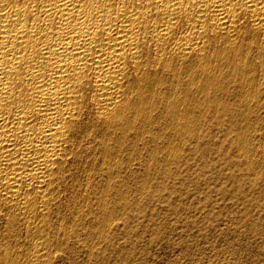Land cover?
I'll return each instance as SVG.
<instances>
[{"label":"bare ground","instance_id":"6f19581e","mask_svg":"<svg viewBox=\"0 0 264 264\" xmlns=\"http://www.w3.org/2000/svg\"><path fill=\"white\" fill-rule=\"evenodd\" d=\"M215 129L260 174L264 0H0V264L116 250L136 171L142 194Z\"/></svg>","mask_w":264,"mask_h":264},{"label":"rangeland","instance_id":"374dc122","mask_svg":"<svg viewBox=\"0 0 264 264\" xmlns=\"http://www.w3.org/2000/svg\"><path fill=\"white\" fill-rule=\"evenodd\" d=\"M225 139V133L215 129L212 131L210 142L202 146L197 155H193L195 158L192 155H171L172 157L169 155L167 156L170 159L169 163L159 160L157 167L155 163H152L151 170L146 176V187L148 188L142 194L138 193L139 184L137 183L141 182V176L140 170L139 173H137V170L136 179H134V176L130 184V188H132L130 189L131 207L124 215V218L126 216L130 218L128 219L127 228L124 229L123 236L121 235L117 238L119 242V244L117 242L118 248L113 251L109 248L106 252H102L98 257H95V254L105 244V242L100 243L102 240L99 239L98 243L100 245L89 259H87L89 256L85 253L83 255V251L80 249L72 254V260H69L72 255L70 258L62 256L57 260L56 264H120L121 262L125 264L130 254H133V259L139 264L146 262L145 260H147L146 264H192V262L197 263L199 260L197 264H204V260H211L212 264H226L227 261V264H233L234 262L232 261L234 259L238 264H244L247 259L248 263L250 262L249 264H264V237H262L264 236V222L262 221L264 219V167H260L258 172L260 174L256 175L258 177L250 175L247 171L246 162L242 158L243 156L239 155L235 148L227 146ZM133 156L136 158L137 163L141 161V164H143L145 162V155V157L143 155H140V157L139 155ZM259 157L262 158V156H258L254 160L256 163L258 162L257 164L262 161ZM184 160L189 161L186 166L180 167L178 163ZM162 161L163 163H161ZM152 171H154V174ZM237 172L239 173L237 174ZM151 173L154 177L151 176ZM161 173L166 174L164 179L159 177ZM242 177H245L246 183L244 179L243 181L241 180ZM255 177L256 179H253ZM133 179L138 181H134L133 184ZM236 185H239L238 189ZM248 186L251 187L249 191L247 190ZM133 191L134 193H132ZM152 195H155L154 201L150 200ZM248 195L254 198L257 196L255 201H252L253 203L251 202L249 205L244 203L243 200L245 196L249 197ZM259 195H262V199H260ZM160 196H163L164 199L161 200ZM259 200L263 201L259 202ZM255 208H258L263 213L261 214L257 210L253 211ZM247 211L256 213L255 221L244 220L243 214ZM259 225L260 227H258ZM207 228L208 230H205ZM253 230H256L259 234H253ZM151 235L153 236L151 237ZM186 250H189V255H186V253L188 254ZM229 251L230 253L232 251L231 255ZM195 252L197 253L195 254ZM233 252L236 253L233 254ZM206 254H208V257H204ZM227 254L232 256L233 259ZM215 255H218V258ZM117 256L122 259L119 260ZM195 256L197 258L193 260ZM124 257L125 259L123 260ZM179 257L180 262L178 260ZM243 257L244 260L242 259ZM246 257L248 258L246 259Z\"/></svg>","mask_w":264,"mask_h":264}]
</instances>
